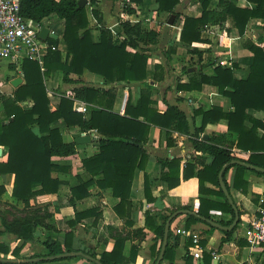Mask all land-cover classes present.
Returning <instances> with one entry per match:
<instances>
[{"label":"trees","instance_id":"16d2710c","mask_svg":"<svg viewBox=\"0 0 264 264\" xmlns=\"http://www.w3.org/2000/svg\"><path fill=\"white\" fill-rule=\"evenodd\" d=\"M79 0H20V15L35 23L55 15L59 21L64 22L63 40L67 48L64 60L57 50L58 42L47 39L46 54L43 63L36 61H23L19 70L24 81L16 88L12 95H0L2 110L0 111V148H6L7 160L0 163V175H12L13 186L11 197L21 201L24 211L21 217H15L12 221L1 220L4 229L3 234L14 236L23 244L28 242L43 246L45 254L36 258L49 259L48 262L67 261L76 257L80 251L74 250L73 240L76 227L86 218L95 216L99 218L98 209L87 212H78L75 202L81 201L89 196L88 188L96 185L100 190H110L112 197L119 200L114 207V213L119 218H127L132 207L130 192L134 174L137 170L144 171L148 162L147 142L149 131L152 127L159 128L165 132L168 147L173 146L171 141L172 132L190 135V127L185 115L177 107L167 105L164 114L154 109L155 103L151 100V92L154 84L148 80L147 62L150 54L149 46L156 45L158 34L155 32H144L139 24L131 25L129 22L119 20L120 34L124 40L120 45L113 42L112 34L104 28L103 20L99 13L91 11L100 26V42L93 43L88 13L86 7L78 8ZM117 2L119 0H105ZM199 3V18L184 17L180 32V42L191 45L201 42L200 29L209 23L223 24L229 21L240 37L245 34L248 23L253 20L263 21L264 30V0H245L254 5V9H243L236 5V0H219L217 11H210L211 0H196ZM91 5H96V0H89ZM122 12L126 15L135 13L134 6H139L143 0H124ZM156 9L159 13H166L174 17L173 26L180 20V14L175 8L180 0H155ZM264 36L258 39V45L244 40L242 46L252 54L250 72L246 80H236L233 69L216 67L213 77H206L201 73H195L190 78L189 85L179 86L182 90L200 91L204 85L216 87L219 94L229 99L233 108L232 112L224 113L220 108L214 107L206 112H197L202 116L200 128L195 130L192 146L196 152L207 155L212 160L209 165L204 162L200 164L202 169L195 173V165L187 163L181 172V160L176 158H164L158 160L161 167L160 181L166 184L169 190L178 187L183 180L197 178L198 193L200 196L214 195L223 202H213L205 198H199L198 216L211 220L210 212L218 211L229 214L231 221L219 222L228 227L234 220V210L226 200L220 185L218 176L222 168L232 161H240L254 167L264 169V123L250 117L247 111L253 110L264 114ZM127 47L134 53L126 51ZM170 54L166 60H170ZM10 71H15L14 65H8ZM156 69H159L156 68ZM101 76L106 82H125L139 84V98L136 105H132V95L128 88L124 98V109L122 114L112 112L107 105L106 99L110 92L101 88H93L81 85L69 90L66 96L60 98L55 109L50 108L48 92L44 84V78L52 72L62 74V83L65 85H77L70 76H81L84 72ZM162 80V73L154 74L152 82ZM113 97V96H112ZM30 100L32 106L24 109L20 105ZM75 102L86 104L90 117H86L74 110ZM221 120L227 122L229 132L236 134L233 148L240 152H249L246 161L234 157L231 148L224 145V136L210 137L206 141L200 139L208 124H216ZM61 122L67 128H78L79 132L86 133L95 131L99 138L98 152L91 157L82 160L83 169L89 176L87 182L71 189L68 200L74 209V219L67 222L70 231L66 232L62 241L47 237L43 241L36 240L34 234L37 228L50 231L54 230L49 225L51 215L47 209L32 208L30 200L36 196L54 195L58 193L61 182L52 177L55 172H67L68 167L57 165L52 158H67L75 151V142L64 143L57 128L53 126ZM246 123L250 124L247 127ZM37 128V133L33 132ZM230 169H235L233 178V189L246 194L247 182L244 174L250 171L259 177L263 174L248 170L240 165L227 166L223 172L225 175ZM167 170V171H166ZM101 177L99 180L96 178ZM206 183L217 188V191L207 189ZM38 185L39 189L34 190ZM144 196L150 199V186L147 175L144 176ZM264 207V204L262 205ZM181 210H186L181 208ZM168 218H165L167 221ZM155 233L160 240L158 249H151L155 261L159 255L164 224ZM196 223H204L198 217L188 216L186 229ZM240 223V221H239ZM205 224V223H204ZM131 226V223H128ZM237 226L231 231L224 233L231 236ZM171 239V232L168 234ZM126 238L119 235L111 252H104L97 257L88 255L98 264H124V247ZM191 244V242L189 243ZM21 248L11 249L5 244H0V254L11 255L18 259ZM172 249L169 244L166 247L163 260L172 262L169 257ZM84 254V253H83ZM135 249L130 251L131 262L135 259ZM72 255V256H71ZM13 260L0 257V264H44L46 261L33 263L31 261L16 263Z\"/></svg>","mask_w":264,"mask_h":264},{"label":"crops","instance_id":"0c3cea01","mask_svg":"<svg viewBox=\"0 0 264 264\" xmlns=\"http://www.w3.org/2000/svg\"><path fill=\"white\" fill-rule=\"evenodd\" d=\"M96 1V5H91L89 0H87L85 5L93 43L100 42L101 30L96 18L91 15V11L99 13V17L103 20L102 26L111 32L113 42L116 45H120L124 40V37L120 34L119 20L129 22L131 25L139 24L144 32L152 31L158 34L157 44L149 46L150 54L147 62L148 80L151 84H154L151 100L155 103L154 109L160 114H164L167 105L177 107L186 117L190 127V135L172 132L170 139L173 146L168 147L165 132L156 127L150 129L146 145L148 162L144 171L137 170L134 174L130 192L132 207L127 218L121 219L114 213L113 209L119 203V200L112 197L111 191L100 190L96 185L88 188V197L75 202L76 211L87 212L98 209L100 215L99 218L95 216L86 218L74 231L73 247L74 250L80 251L76 257L82 256V258L48 262L50 261L49 259L36 258L45 254L43 246L32 242L23 244L21 240H16L14 236L3 234L4 229L1 225V220L10 222L13 218L22 216L21 212L25 209L21 201L11 197L13 176L0 175V244H5L10 250L21 248L20 255L16 260H13L14 258L11 255L5 257L0 254V257L13 260L16 263L26 261L36 263L44 260L46 261L44 264H98L96 260L94 261L85 254L99 257L104 252H111L115 238L121 235L127 239L124 247V264H155V257L152 255L151 249L153 247L158 249L160 245V240L156 238L155 231L163 225L165 218L169 219L173 214L177 213V216L169 225L171 239L168 237L167 241V246L169 244L172 249L169 255L172 258V262L162 260L161 264H257L264 257V250L261 247L249 248L244 239V231L249 227L251 221L258 216L260 201L264 198V177H259L247 171L244 174V181L248 185L247 192L242 194L233 189L235 169H230L226 173L224 179L229 187L228 193L239 214L237 228L228 237L224 234L227 232L212 228L205 222V224L196 223L186 229L188 216H198L199 198H205L217 203H222L223 200L214 195L200 196L198 193V180L195 177L189 180L182 179L178 187L169 190L166 184L160 181L161 167L158 164V160L170 158L171 155L181 160V172L187 163L195 165V173L202 169L200 164H196L198 160L200 161L199 163L210 164L212 159L207 155L196 152L191 143L195 130L200 128L202 124V116L198 115L197 112H206L218 107L224 113H229L233 111V108L229 99L221 96L216 87L204 85L200 91L182 90L178 87L189 85L190 78L195 73L213 77L216 67L233 69L234 65L237 66L236 69H233L234 78L236 80H246L250 72L249 66L252 54L243 48L242 43L244 40L232 27L231 23L227 21L223 24L209 23L201 28V42L192 43L191 45L181 43L180 32L183 18H199L201 16L197 1L195 7L190 8L191 0H183L185 2L183 9L181 8L182 5L179 6L182 3V0H180L175 12L180 14L181 20L176 26L168 25V20L171 16L166 13H159L156 9L155 0H143L142 4L137 7L134 6L135 13L133 15H126L122 12L124 0L117 2ZM218 1L211 0L210 11H217ZM236 5L243 9L255 8L254 5L247 3L245 0H236ZM41 24L42 28L49 30L48 39L51 38L58 42L57 50L61 54L62 60H64L67 55V48L63 40L64 22L59 21L55 15H52L44 19ZM46 24L53 28L46 26ZM245 33L248 37L245 40L258 45L259 37L264 36L263 21L251 20L246 27ZM261 47L264 48V43ZM126 51L134 53L129 47H127ZM169 53H171L170 60L167 61L166 56ZM158 67L159 69H156ZM155 73H162V80L153 83L152 78ZM169 75H171V79H168ZM3 76L10 78L8 83L0 81V90L6 91L7 95H12L14 90L24 83L21 72L17 68L15 71L9 70ZM70 78L79 84H63L60 72H52L50 76L44 78L52 110L57 107L62 96H66L69 90L81 85L109 91L110 95L106 99L107 105L111 107L112 112L117 114H122L123 112L124 98L128 88L132 95V105L135 106L139 98V84L137 83H131L130 85L125 82L109 83L101 76L86 71L81 76L71 75ZM16 79H21V83L17 87H13L12 82ZM20 106L24 109H29L32 106V102L28 100ZM1 110L2 106L0 103ZM74 110L84 115L87 120L89 119L90 113L86 104L75 102ZM247 114L264 123V114L262 112L249 110ZM246 125L250 127L249 123H246ZM53 127L59 130L64 143L75 142L80 136H90L91 140L83 145H78L75 142V151L67 158H52L55 164L68 167L69 169L67 172H55L52 174L54 179L61 182L57 194L36 196L29 201L32 208L47 209V212L51 215L49 225L54 230L47 231L37 228L34 236L39 241H43L47 237L62 241L65 233L70 231L67 222L74 219V209L68 202L71 196L70 191L78 186L80 182H87L91 179L89 174L83 169L81 162L83 159L94 156L98 152L97 139L99 136L95 131L81 133L78 128H67L61 122L56 123ZM33 132L38 134L37 128H33ZM217 136L225 137L226 143L224 145L232 147L231 151L235 158L242 161L248 159L249 152H240L233 148L236 134L228 131L225 120H221L216 124H208L199 140L203 139L206 141L210 137ZM0 149H2L0 163H5L7 160V149L3 147ZM145 175H147L149 180L151 201H147L144 196ZM100 178L98 177L95 180ZM205 187L217 191V188L210 183H206ZM38 189V185L34 186V190ZM181 208L186 210H181ZM209 214L211 221L219 225H221L219 222L227 223L231 221V216L226 213L211 211ZM167 221H165L164 229ZM128 223H131V226ZM177 230H185L197 236L198 245H194L189 237L177 235ZM190 242L191 244H189ZM132 248L135 249L136 253L133 262L130 260ZM196 252L200 253L199 259L193 257Z\"/></svg>","mask_w":264,"mask_h":264},{"label":"built area","instance_id":"2783aa9c","mask_svg":"<svg viewBox=\"0 0 264 264\" xmlns=\"http://www.w3.org/2000/svg\"><path fill=\"white\" fill-rule=\"evenodd\" d=\"M42 24L27 20L20 15V0H0V62L8 61L19 70L20 64L25 61L43 63L47 46L39 38ZM170 158H174L173 155ZM264 198L260 201L258 216L251 221L244 231V239L249 248L264 250ZM177 235L192 239L198 245V238L185 230H177ZM195 259L200 258V253L193 254Z\"/></svg>","mask_w":264,"mask_h":264},{"label":"water","instance_id":"95a60500","mask_svg":"<svg viewBox=\"0 0 264 264\" xmlns=\"http://www.w3.org/2000/svg\"><path fill=\"white\" fill-rule=\"evenodd\" d=\"M87 3V0H79L78 1V8H82L86 5ZM173 22H174V17L171 16L168 20V25L169 26H172L173 25ZM48 35H49V30L47 28H42L41 31H40V34H39V38L42 40V41H47L48 39ZM21 83V79H16L12 82V86L13 87H17L19 84ZM91 140V137L90 136H80L78 137L75 142L76 144L78 145H83V144H86V143H89ZM2 155V149H0V157ZM231 165H240V166H243L245 168H247L248 170H252V171H255V172H258V173H261L264 175V169L262 168H258V167H254L252 165H249V164H246V163H243V162H240V161H232L229 165H226L222 168V170L220 171L219 173V176H218V180H219V185H220V188L224 194V196L226 197L228 203L232 206L233 210H234V221L233 223L229 226V227H223L221 225H219L218 223H215L211 220H208V219H204L202 217H199L197 215H195L196 217H198L201 221L207 223L208 225H210L212 228H215V229H218V230H221V231H224V232H230L231 230H233V228L237 225L238 223V220H239V214H238V211L236 209V207L234 206L233 204V201L228 193V190L223 182V172L224 170L226 169L227 166H231ZM177 216V213L173 214L167 221L166 225H165V229H164V236H163V241H162V246H161V250H160V253L158 255V258L156 260V263L155 264H161L163 258H164V253H165V250H166V246H167V241H168V233H169V225L171 223V221ZM79 254V253H78Z\"/></svg>","mask_w":264,"mask_h":264},{"label":"rangeland","instance_id":"374dc122","mask_svg":"<svg viewBox=\"0 0 264 264\" xmlns=\"http://www.w3.org/2000/svg\"><path fill=\"white\" fill-rule=\"evenodd\" d=\"M190 2V1H189ZM191 2L193 3H191L190 4V8H193V7H195V5H196V0H191ZM185 2H183V0H182V3L179 5V6H181L182 5V7L181 8H183L184 9V4ZM193 5V6H192ZM181 10V9H180ZM46 26H48V27H50V28H53L52 26H50V25H47L46 24ZM243 40H245V39H248V37H247V34L245 33V35L243 36V37H241ZM9 72V69H8V61H6V60H3V61H1L0 62V81H2V82H7L8 83V81H9V77H5V76H3V75H5V74H7ZM17 73V72H16ZM170 76L171 75H169L168 76V79H171L170 78ZM0 95H7L6 94V91H4V90H0ZM0 103H1V101H0ZM21 217V216H20ZM257 264H264V257L262 258V260H259L258 262H257Z\"/></svg>","mask_w":264,"mask_h":264}]
</instances>
